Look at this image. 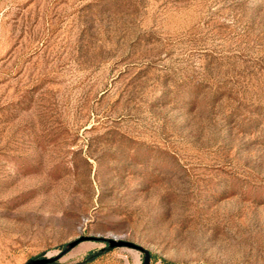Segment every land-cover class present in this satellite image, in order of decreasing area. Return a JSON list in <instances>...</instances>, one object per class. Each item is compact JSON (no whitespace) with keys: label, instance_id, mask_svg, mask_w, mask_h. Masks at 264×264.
Returning <instances> with one entry per match:
<instances>
[{"label":"rangeland","instance_id":"obj_1","mask_svg":"<svg viewBox=\"0 0 264 264\" xmlns=\"http://www.w3.org/2000/svg\"><path fill=\"white\" fill-rule=\"evenodd\" d=\"M58 254L264 264V0H0V264Z\"/></svg>","mask_w":264,"mask_h":264},{"label":"water","instance_id":"obj_2","mask_svg":"<svg viewBox=\"0 0 264 264\" xmlns=\"http://www.w3.org/2000/svg\"><path fill=\"white\" fill-rule=\"evenodd\" d=\"M86 236H83L79 239H76L74 240L72 243H71V246H74L76 245L77 243H79L81 240L85 239ZM124 242L123 241H119L118 244H123ZM139 248L143 249L141 246H138ZM60 256V254L56 255V256H50V257H39V258H35L31 261H29L28 263L26 264H48V263H52L54 262L56 259H58Z\"/></svg>","mask_w":264,"mask_h":264},{"label":"trees","instance_id":"obj_3","mask_svg":"<svg viewBox=\"0 0 264 264\" xmlns=\"http://www.w3.org/2000/svg\"><path fill=\"white\" fill-rule=\"evenodd\" d=\"M92 258H94V255H91V256L87 257V260L89 261V260H91Z\"/></svg>","mask_w":264,"mask_h":264}]
</instances>
